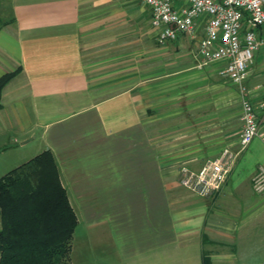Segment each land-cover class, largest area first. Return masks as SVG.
Masks as SVG:
<instances>
[{
	"label": "crops",
	"instance_id": "crops-1",
	"mask_svg": "<svg viewBox=\"0 0 264 264\" xmlns=\"http://www.w3.org/2000/svg\"><path fill=\"white\" fill-rule=\"evenodd\" d=\"M204 35L160 44L135 0H0V170L53 154L88 234L71 264H264V46L242 93L225 63L203 64ZM243 98L259 135L242 151ZM225 149L220 192L181 186Z\"/></svg>",
	"mask_w": 264,
	"mask_h": 264
},
{
	"label": "built area",
	"instance_id": "built-area-1",
	"mask_svg": "<svg viewBox=\"0 0 264 264\" xmlns=\"http://www.w3.org/2000/svg\"><path fill=\"white\" fill-rule=\"evenodd\" d=\"M152 11V26L160 44L177 40L180 34L196 36L199 26L205 35L198 47L203 64L223 62L224 72L245 92L248 68L254 53L264 46V0H135ZM247 30L242 35L243 25ZM241 150H246L259 135V123L250 99L241 103ZM235 155L229 149L199 170L183 167L181 186L193 195L211 198L223 187L231 173ZM253 190L264 193V166L252 177Z\"/></svg>",
	"mask_w": 264,
	"mask_h": 264
},
{
	"label": "trees",
	"instance_id": "trees-1",
	"mask_svg": "<svg viewBox=\"0 0 264 264\" xmlns=\"http://www.w3.org/2000/svg\"><path fill=\"white\" fill-rule=\"evenodd\" d=\"M0 221V264H71L78 218L50 151L0 178Z\"/></svg>",
	"mask_w": 264,
	"mask_h": 264
},
{
	"label": "rangeland",
	"instance_id": "rangeland-1",
	"mask_svg": "<svg viewBox=\"0 0 264 264\" xmlns=\"http://www.w3.org/2000/svg\"><path fill=\"white\" fill-rule=\"evenodd\" d=\"M134 65L133 66H135L134 67V70H137V69H142V57H135L134 58ZM132 66V65H131ZM10 170H6V169H1L0 170V178L2 177V175L4 176L5 174H7L8 172H9ZM86 233L85 232H83V228L82 227H80V228H78L77 229V231H76V233H75V241H76V246H77V249H78V244L80 243V242H82V241H84V238H83V236L85 235ZM86 235H88V234H86ZM85 242H87V237H86V240H85ZM84 250H86V248L84 249Z\"/></svg>",
	"mask_w": 264,
	"mask_h": 264
}]
</instances>
